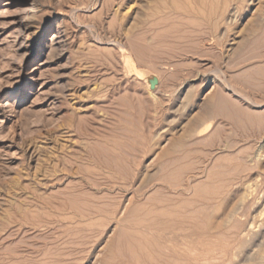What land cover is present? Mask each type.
<instances>
[{
    "label": "rangeland",
    "instance_id": "rangeland-1",
    "mask_svg": "<svg viewBox=\"0 0 264 264\" xmlns=\"http://www.w3.org/2000/svg\"><path fill=\"white\" fill-rule=\"evenodd\" d=\"M263 165L264 0H0V264H234Z\"/></svg>",
    "mask_w": 264,
    "mask_h": 264
},
{
    "label": "bare ground",
    "instance_id": "bare-ground-1",
    "mask_svg": "<svg viewBox=\"0 0 264 264\" xmlns=\"http://www.w3.org/2000/svg\"><path fill=\"white\" fill-rule=\"evenodd\" d=\"M15 103H17L16 100H12L11 102L7 103V106H12ZM262 168H260V170ZM257 186L258 180L256 178H253L245 183L242 182L235 192L227 195V197L219 205L218 209L214 212L212 221L209 223V228L213 232H215L216 230L224 227L225 224L241 209V207L243 206V202H245L249 198L251 199V197L255 195ZM251 214L252 215H250L251 217L248 222L247 228L246 230L244 229L245 233L244 235L242 233L241 240L237 247V256L240 259H235L234 256V264H243L244 261L243 259H241L243 258V252H247L249 256L253 257L251 259L252 261L254 258H256L254 259L256 260V262L258 261V263L264 264V195L257 196ZM254 247H256L257 250H254ZM233 249H231L230 251L232 252ZM248 254H245V259L246 257H248ZM244 264L247 263L245 262Z\"/></svg>",
    "mask_w": 264,
    "mask_h": 264
},
{
    "label": "water",
    "instance_id": "water-1",
    "mask_svg": "<svg viewBox=\"0 0 264 264\" xmlns=\"http://www.w3.org/2000/svg\"><path fill=\"white\" fill-rule=\"evenodd\" d=\"M147 83L149 85L150 90H155L158 84V79L155 76H149L147 77Z\"/></svg>",
    "mask_w": 264,
    "mask_h": 264
}]
</instances>
